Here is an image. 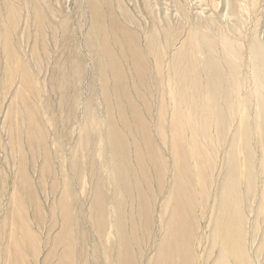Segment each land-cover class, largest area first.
I'll use <instances>...</instances> for the list:
<instances>
[{
	"label": "bare ground",
	"instance_id": "bare-ground-1",
	"mask_svg": "<svg viewBox=\"0 0 264 264\" xmlns=\"http://www.w3.org/2000/svg\"><path fill=\"white\" fill-rule=\"evenodd\" d=\"M23 2L18 3L19 15H0V30L8 19L16 23L12 34L5 31V36L0 31L8 58L6 76L26 64L18 50L27 47L13 39L22 29L21 18L24 31L19 34L22 40L33 37L31 58L36 66L52 59L60 41L56 26L61 24L54 20L47 0ZM1 4L6 7L8 0H0ZM88 7L91 21L83 40L65 16L68 35L62 40L63 55L54 60L50 82H41L62 89L63 99L75 92L69 108L70 134L64 135L62 153L72 179L82 182L85 163H90L89 206L85 210L76 201L69 184V196L63 191L56 201L51 196L55 191L48 190L53 155L31 96L38 94L39 86L35 75L24 68L16 77L17 86L14 82L8 89L13 93L0 136L4 155L0 158V264H136L134 248L141 253L145 243L144 264H264V43L254 39L250 51L256 87L246 99L257 102L261 121H251L248 108L252 104L248 103L243 143L246 162L241 169L233 148L227 145L229 161L218 165L208 146L217 148L212 128L219 136L225 135L239 87L234 82H229L234 87L231 92L227 87L225 70L238 67L230 60L234 48H225L221 29L205 27V21L193 24L189 18L184 24L165 20L163 26L150 6L152 24H143L118 0H88ZM163 31L168 36L165 50L160 40ZM183 32L186 38L179 46ZM87 56L100 79L98 86L92 82L88 101L94 109L98 98L105 105L104 148L112 163L111 172L105 170L112 196L104 190L98 173L100 161L94 159L104 145L98 119L92 112L93 124L84 121L79 88L73 84L77 80L73 69L84 72ZM164 70L174 80V103L164 98L168 89ZM251 126L260 135L262 157L258 160L252 156ZM155 133L172 152L169 184ZM79 147L83 150L78 151ZM54 179L65 187L70 180L65 173ZM159 195L164 196L161 205ZM112 199L118 210L112 230L116 239L104 237L101 230ZM55 212L62 213L51 221ZM86 218L95 236L92 247ZM141 234L139 244L133 245V237Z\"/></svg>",
	"mask_w": 264,
	"mask_h": 264
},
{
	"label": "rangeland",
	"instance_id": "rangeland-1",
	"mask_svg": "<svg viewBox=\"0 0 264 264\" xmlns=\"http://www.w3.org/2000/svg\"><path fill=\"white\" fill-rule=\"evenodd\" d=\"M125 8L132 14L133 16H137L141 23L148 25L152 24V14L147 6L155 11L156 14L160 17L161 24H164L165 20H168L173 23H177L181 21L180 24H184L187 18L190 19V22L195 24L198 22H204L205 27L220 28L221 33H223V37L225 38V48L230 46L234 48V54L229 55L230 60L238 67V70H225L227 75V87H229L230 92L234 88L229 84V82H234L235 85H238V90L235 93L237 95V99L232 101L233 104L237 103L236 110L234 113V117L229 123V127L225 128V135L219 136L215 129L212 128V136L214 137V141L216 147H213L212 144L208 145L217 158L218 165L224 161H229L231 155H229V151L227 150V145L233 148L237 163L243 169V166L246 162V152L244 150V135L245 132V117H247L246 105L248 103L252 104V107L248 108V113L251 121L256 120L257 122L261 118L259 114H257L255 110L256 101L254 98L248 100L246 99L247 95H254L256 84L254 82L255 70H253L254 62L251 58V45L254 39L261 41L264 43V0H118ZM50 5V10L53 13L54 20L61 25H57V36L59 38L58 48L53 50L51 53L52 59L48 62H40L39 66H36V62L31 58V49L33 45V37L24 38L19 34L24 31L23 24L24 20L21 18L19 21V28L21 26V31L13 34V39L17 43H23L25 50L20 49L19 55L22 58L23 62L26 64L23 67H14V70H10L8 76H6V68L8 65V58L6 57V53L4 52L2 43H0V136L3 135L2 132V124L4 118V112L6 113L7 107H9L12 93L11 90L8 91L9 87L15 82V87L17 83H19V79L16 80L17 76L21 75V71L26 68L30 70L32 74L35 75L37 84L39 86L38 94H32L31 96L35 98V105L39 110L40 118L43 122V130L46 134L47 144L51 147L52 151H49L53 155L54 161V169L50 171L51 181L49 182L48 190L52 192L55 191L54 194H51L53 200H57L62 192L68 194V184L72 187L74 197L76 201L83 205V208L86 210L89 206V199H86V196L90 194L91 182H90V174L92 171V167L90 163L87 161L85 163V172L83 173L84 179L83 181H79L77 179H72V170H69L68 163L63 157V148L64 147V135L65 133L70 134L67 131L68 127V117H69V108L70 103L73 97L75 96L74 90L70 92L69 99L61 98L59 91L56 85H49L47 87L46 84H42L43 82H48L52 77V68L54 65V60L59 56L63 55L64 47L62 44V40L67 37L68 32L65 29V18L71 19L72 21V29L73 32L76 29L78 30V35L80 39L83 40L85 33L89 28V24L91 21L90 12L88 10V0H47ZM18 3L19 0H8V5L4 7L2 4L0 5V15L5 17L18 14ZM21 3L24 4L23 0ZM117 3V1H116ZM22 4V5H23ZM156 4V5H155ZM24 6V5H23ZM26 6V4H25ZM173 6V7H172ZM25 8V7H24ZM167 9V10H166ZM27 8L25 9L24 15L26 17ZM66 16V17H65ZM151 16V17H150ZM183 17V18H182ZM147 19V20H146ZM179 19V20H177ZM32 19L29 18V23L31 24ZM172 23V25H174ZM206 23V24H205ZM209 23V24H207ZM83 25V26H81ZM164 26V25H163ZM31 29L35 30L34 26H31ZM16 28V23L12 19H8L5 23L4 28L0 31L7 32L9 34L13 33V30ZM186 31H188V27H186ZM33 30V31H34ZM210 30V29H209ZM211 31V30H210ZM5 32V36L7 33ZM180 36L178 40V45L180 46L183 41H185L186 33ZM160 34L161 46L162 49L165 50V46L168 43V36L165 35V31ZM81 34V35H80ZM218 34V33H217ZM8 36V35H7ZM7 38V37H5ZM31 38V39H30ZM1 42V38H0ZM32 43V44H31ZM31 48H30V47ZM238 47V48H236ZM238 50V51H237ZM23 51V52H22ZM22 52V54H21ZM5 53V54H4ZM84 53L87 51L84 49ZM91 60L87 56V64L86 70L80 74L78 68H74L75 73L73 76H77L73 84L79 88L80 92V106L82 107L81 112L83 113V119L88 124H93V116L92 112L96 115L98 119V131L101 138V141H104V145H102V149L98 152V149L95 152V161H100L101 169L98 171L100 178L102 179L104 190L107 195L112 196L111 185L106 180L107 171L105 168H108L111 172V160L110 154L107 150H105V105L101 104L100 99L98 98L96 102L95 109L90 105L88 101V96L90 94L89 89H91L92 82H95L98 86L97 74L91 68ZM48 67V68H47ZM41 69V70H40ZM167 87L168 89L165 92L164 98L171 103H174L175 96V86L174 80L169 76L170 71L164 70ZM40 73V74H39ZM80 77V78H79ZM45 78V79H44ZM79 78V79H78ZM100 80V79H99ZM50 82V81H49ZM55 83V82H54ZM45 85V86H43ZM234 85V86H235ZM74 86H71L73 88ZM70 88V89H71ZM264 91V88L263 90ZM155 95L158 94L155 92ZM156 100V97L155 99ZM157 102V100H156ZM255 103V104H254ZM156 109L157 105L154 102L153 106V116L156 117ZM101 110V112H100ZM6 116V115H5ZM250 135L252 139V156H254V160L261 159V145H260V135L257 134V131H254V128L251 126ZM154 138L158 144V148L161 153L159 156H162V159L165 160V171H168L169 174L165 182L169 184L171 180L170 173L173 172L172 168V152L168 148L167 145L164 144V140H162L156 133L154 134ZM189 135V134H187ZM236 138V141L233 139ZM219 138V139H218ZM218 139V141H217ZM208 144L207 141H205ZM224 143V144H223ZM225 147V148H224ZM65 150V149H64ZM83 148L79 147L78 151H82ZM58 151V152H57ZM189 152V148H188ZM190 153V152H189ZM4 156L2 150H0V158ZM193 162V159L191 160ZM98 168V165H97ZM153 170L159 172V170L153 166ZM258 171V168H257ZM62 173H65L69 176L70 180L67 183V186H64V183L61 180L54 179V177H60ZM112 176V175H111ZM75 178V177H74ZM260 179V177H259ZM86 187V192H82ZM154 190L159 189L157 187L156 181L154 182ZM116 199H112L108 204V217L105 221H103L101 230L103 231V236L107 234L109 237L113 236L114 239L116 237L113 233V224L118 216L117 206L115 205ZM158 204H162L164 201V196H158ZM32 214H35L36 209H30ZM62 212H55L51 214V221L54 218V215L57 217L60 216ZM1 209H0V221H1ZM153 223L157 228L158 219L156 214L153 215ZM86 225L89 226V234L91 237L90 245L91 247L94 245V233L90 227L89 219L86 218ZM147 230V229H146ZM139 235L133 237V245L139 244L142 239ZM146 243L143 247L142 252H139V249L134 248V252L136 255V264H144L146 261ZM108 250V249H107ZM106 250V251H107ZM142 255V256H141ZM140 257V258H139ZM139 258V259H138ZM40 264V263H39ZM45 264V263H42Z\"/></svg>",
	"mask_w": 264,
	"mask_h": 264
}]
</instances>
